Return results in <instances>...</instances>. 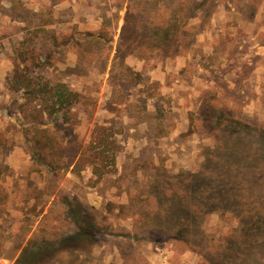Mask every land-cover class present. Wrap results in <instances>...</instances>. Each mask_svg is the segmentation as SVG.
<instances>
[{"label": "rangeland", "instance_id": "rangeland-1", "mask_svg": "<svg viewBox=\"0 0 264 264\" xmlns=\"http://www.w3.org/2000/svg\"><path fill=\"white\" fill-rule=\"evenodd\" d=\"M155 1L0 0V264H264V0ZM177 7L179 42L145 39ZM25 64L79 94L68 121L9 91ZM94 126L120 150L92 185Z\"/></svg>", "mask_w": 264, "mask_h": 264}, {"label": "trees", "instance_id": "trees-1", "mask_svg": "<svg viewBox=\"0 0 264 264\" xmlns=\"http://www.w3.org/2000/svg\"><path fill=\"white\" fill-rule=\"evenodd\" d=\"M179 11L180 8L177 7L175 11L169 14L165 24L151 27L145 39H149L150 43L155 45L163 44L164 46L179 42L182 32L181 26L186 21L183 16H180ZM20 59L21 62L26 60L25 58ZM36 68L39 66L36 65ZM36 68H30L29 65L25 64L22 69L15 70L8 80L9 91L19 94L25 105L37 107L38 113L47 120V123L57 126L58 119L68 121L70 109L80 100L79 94L71 90L65 83L44 79L36 72ZM215 120L219 123L222 121L220 117H216ZM225 125L228 126V131H232L229 132V134L231 133L229 137L232 139L235 135H247L245 129L239 126L232 128L233 123L230 121ZM49 142L50 140H46L44 144ZM222 146L225 152L232 150L226 147V144ZM119 150L120 146L110 127L94 126L89 141L85 145L77 147L72 170L79 174L88 169L92 176L91 183L94 185L115 171ZM227 157H232L231 153ZM81 236L86 235L73 233L63 237L62 240H78ZM51 245L52 243L47 244L44 241L40 244H29L22 248L19 258L16 260L23 264L40 263L43 261L41 258L43 255L55 250Z\"/></svg>", "mask_w": 264, "mask_h": 264}]
</instances>
